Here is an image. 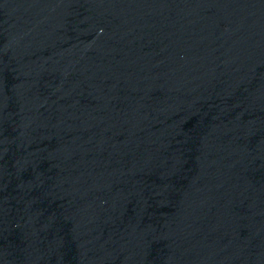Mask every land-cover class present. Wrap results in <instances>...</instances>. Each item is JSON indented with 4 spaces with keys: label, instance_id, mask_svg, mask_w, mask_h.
Here are the masks:
<instances>
[{
    "label": "water",
    "instance_id": "obj_1",
    "mask_svg": "<svg viewBox=\"0 0 264 264\" xmlns=\"http://www.w3.org/2000/svg\"><path fill=\"white\" fill-rule=\"evenodd\" d=\"M0 264H264V0H0Z\"/></svg>",
    "mask_w": 264,
    "mask_h": 264
}]
</instances>
